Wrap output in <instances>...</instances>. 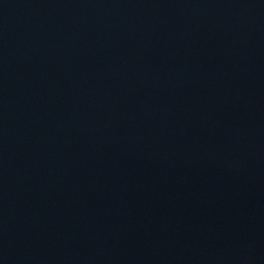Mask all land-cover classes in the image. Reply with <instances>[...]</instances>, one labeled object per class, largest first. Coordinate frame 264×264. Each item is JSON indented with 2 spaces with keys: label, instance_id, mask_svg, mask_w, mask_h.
Returning <instances> with one entry per match:
<instances>
[{
  "label": "water",
  "instance_id": "95a60500",
  "mask_svg": "<svg viewBox=\"0 0 264 264\" xmlns=\"http://www.w3.org/2000/svg\"><path fill=\"white\" fill-rule=\"evenodd\" d=\"M0 264H264V0H0Z\"/></svg>",
  "mask_w": 264,
  "mask_h": 264
}]
</instances>
